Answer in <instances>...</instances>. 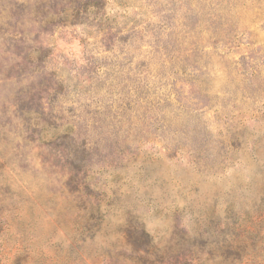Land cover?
I'll return each instance as SVG.
<instances>
[{"label": "rangeland", "instance_id": "374dc122", "mask_svg": "<svg viewBox=\"0 0 264 264\" xmlns=\"http://www.w3.org/2000/svg\"><path fill=\"white\" fill-rule=\"evenodd\" d=\"M0 264H264V0H0Z\"/></svg>", "mask_w": 264, "mask_h": 264}]
</instances>
